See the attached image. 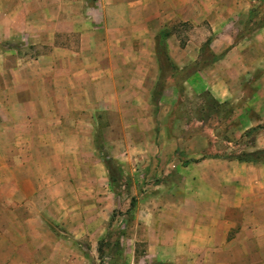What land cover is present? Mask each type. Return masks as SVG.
Returning <instances> with one entry per match:
<instances>
[{"label":"crops","instance_id":"1","mask_svg":"<svg viewBox=\"0 0 264 264\" xmlns=\"http://www.w3.org/2000/svg\"><path fill=\"white\" fill-rule=\"evenodd\" d=\"M263 1L0 0V264L74 259L70 245L49 244L52 224L95 254L116 207L103 148L121 145L127 134L112 133L128 123L152 150L116 153L128 164L146 157L132 188L153 191L134 197L125 264H264V164L203 151L183 162L176 152L193 153L177 115L155 143L159 114L182 112L187 94L229 107L221 121L233 132L264 129ZM158 42L175 67L169 82L182 75L164 103L154 101Z\"/></svg>","mask_w":264,"mask_h":264},{"label":"rangeland","instance_id":"2","mask_svg":"<svg viewBox=\"0 0 264 264\" xmlns=\"http://www.w3.org/2000/svg\"><path fill=\"white\" fill-rule=\"evenodd\" d=\"M260 2L261 0H258L257 5H259ZM258 18L263 19L264 13L260 14ZM173 78L174 81L172 82H169V79L166 80L167 86L175 83H178V85H180V81L182 80V75L177 74V76ZM161 97H162L161 102L164 103V101H168V98L166 99L165 96H162L160 94V90L156 89L154 101H157V99H160ZM183 98H185V100L187 101L188 106L182 112L179 109L177 110L167 109L166 111H164L163 109L162 112L159 114V117H162L164 114H166V116H165V120L164 118H162L159 128L157 126L158 133L155 142L156 145L159 146V142H158L159 134H161V131L164 132V129H166L165 126L168 124L166 117H170L174 115L182 117V120H180L181 122L176 123L173 126L176 128L177 132L179 133L181 132L179 136L182 139L184 138L181 143L182 146L188 148L189 151L193 153L192 155H188V154H183L182 152H176L175 157L180 158V160H182L183 162L200 159L207 156L201 154L200 151H203L204 153L209 152L215 154L225 153L227 157H233L238 155V153L254 151L255 148L258 146V143L262 141L261 138L264 136L263 128H252L246 130L247 126L241 125L240 132H233L231 124L228 125L221 121L229 116L230 114L229 107H226L225 105L220 106L218 108L212 107L213 102L208 94H187ZM214 112L215 114H213ZM200 120L204 121V123L203 124L197 123V121ZM141 126L142 128L144 127V125ZM121 130L123 131V134H127L128 136V138L122 141L121 145L117 144L116 143L117 140L115 139L110 140V142L105 144L106 145L105 147L101 139H97L95 144L96 146H98V148L100 147L99 149H102V147H104L103 149L107 151L108 153L107 155L115 161L116 168H118L119 165L124 167L123 169L124 179L121 182L122 186L119 189H115L114 187L109 188V193L110 195H112L113 199L115 200L114 203L116 207L114 206L115 208L113 210L111 219L108 223V229L106 230V233L102 237H100L96 242L95 254H91L92 253L90 251L91 247L89 246L88 243L86 244L74 240L72 234H70V232L67 229L60 227L56 224H52L51 226L52 229L54 230L53 232L54 236L51 239H48L49 244L61 242L60 244L64 243L65 245L66 244L70 245L67 247L65 246L64 251L70 254L71 257L74 256V259L70 258L69 261L66 262V264H74L73 261H75L76 264H88L87 262L84 263V260L86 259L82 257V254L84 253L89 254L90 257L92 256L95 257L94 258L95 262H93L91 259V261H89L90 264H101L99 249L101 248L104 254H108L111 252V249L113 248L114 245H116V243L117 245L115 248L120 247V249H122L121 251L122 257L124 260H126L127 239L124 238L125 236L120 237L119 234L121 233V230L122 231L126 230L127 228H131L132 226L131 221H133L132 219H134V216L137 212L136 211L137 200L134 197H138L141 194L142 195L151 194V192L150 193L147 192L153 191V188L146 189L140 187L138 189L136 196L137 190L132 187L134 186V183L137 179L144 180V177L142 176L143 168L141 166H143V164L146 165L145 162L146 157L140 159L138 158L137 161H133L130 164H128L126 160L124 163H122L120 160L123 159V156L120 155L118 156L116 152L123 150L126 152L132 151L134 150V146H138L140 144L143 145L140 146V149L149 150V148L151 147L150 149L152 150L153 140L151 139L150 141H146V140L142 141L139 139H135L136 129L135 126L130 123H128L125 126V131L124 128L121 129L120 126H118L117 129L113 130L112 134H118ZM200 137H202L203 139ZM158 155L159 154L155 156L156 159H158ZM133 159H135V156H133ZM82 161H84L83 158ZM153 178L154 177H152V179ZM145 179H147V176H145ZM154 179H158V178H154ZM160 179H162V177ZM83 192L84 193L86 192L87 194L89 193V190L86 189ZM133 201H134V207L132 210H130L132 208ZM112 220L113 223H111ZM52 240L53 241L56 240V241L52 242ZM2 244L3 247L6 246V248H8V244H5L4 242ZM77 244L82 245L81 247L78 248L79 250L76 249ZM72 245L75 246L74 248L75 250H72L73 252L71 250L70 251L68 250V248L71 247ZM44 250L45 251L42 252V254L46 257L45 259L47 260L52 254L53 250L51 249V247L46 248ZM77 260H79V262Z\"/></svg>","mask_w":264,"mask_h":264},{"label":"trees","instance_id":"3","mask_svg":"<svg viewBox=\"0 0 264 264\" xmlns=\"http://www.w3.org/2000/svg\"><path fill=\"white\" fill-rule=\"evenodd\" d=\"M261 23L264 24V18L262 19ZM165 36H167V35H165ZM158 50H159V53L162 55L161 63H162V66H164V69L162 71V75H161V78H160V81H159L158 87H157V89L160 90V94L162 95L164 86L166 84V80L168 78L167 71L169 69L174 70L175 67H174V64L172 63V61L166 55L165 45L163 42H158ZM212 102L214 105V106L212 105V107L218 108L221 106L220 104H218L214 100H212ZM213 114H215V112ZM230 158L236 159V160L241 161V162H247V163L254 162V163H258V164H264V149H258V150H254L251 152L240 153V154L233 156V157H230ZM104 161H106V165H107L109 173H110V182H111L112 186L115 189H119L122 186L121 182L124 179V170H123L122 166L119 165V167L116 168L115 167V161L109 156H105ZM133 207H134V201L132 202V208L130 210H132ZM129 218H131V217H129ZM111 223H113V220ZM126 235H127V231L121 230V233L119 234V236L122 237V236H126ZM116 245H117V243H116ZM116 245L113 246V248L111 249V252L108 254H104L103 250L101 248L99 249L101 264H125V260L123 259L122 254H121L122 249H120V247L115 248ZM157 264H164V263H157Z\"/></svg>","mask_w":264,"mask_h":264}]
</instances>
